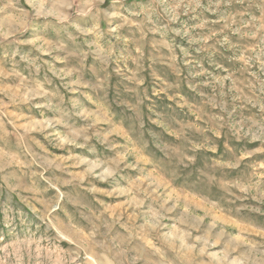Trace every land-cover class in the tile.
Wrapping results in <instances>:
<instances>
[{"label": "rangeland", "instance_id": "374dc122", "mask_svg": "<svg viewBox=\"0 0 264 264\" xmlns=\"http://www.w3.org/2000/svg\"><path fill=\"white\" fill-rule=\"evenodd\" d=\"M0 264H264V0H0Z\"/></svg>", "mask_w": 264, "mask_h": 264}]
</instances>
